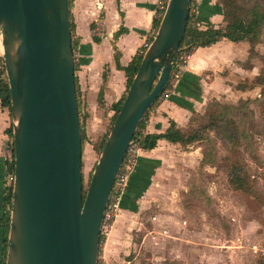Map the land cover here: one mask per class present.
Listing matches in <instances>:
<instances>
[{
    "label": "water",
    "instance_id": "obj_1",
    "mask_svg": "<svg viewBox=\"0 0 264 264\" xmlns=\"http://www.w3.org/2000/svg\"><path fill=\"white\" fill-rule=\"evenodd\" d=\"M190 0H167L86 194L70 0H0L11 93L13 197L6 264H98L104 211L140 122L164 92Z\"/></svg>",
    "mask_w": 264,
    "mask_h": 264
},
{
    "label": "crops",
    "instance_id": "obj_2",
    "mask_svg": "<svg viewBox=\"0 0 264 264\" xmlns=\"http://www.w3.org/2000/svg\"><path fill=\"white\" fill-rule=\"evenodd\" d=\"M197 1L201 28L205 29L208 23L225 26L219 0ZM159 16L158 0H71L73 37L80 53L75 70L76 87L80 97L85 96L83 102L88 114L85 131L91 140L107 132L116 113L115 105L127 92L128 78L123 67L150 45ZM263 71L264 29L261 40L254 46L247 40L222 38L212 45L198 47L189 57L174 92L161 96L152 105L144 130L151 134L164 133L171 121L181 130H187L193 115L214 98L228 103L256 100L263 87L257 78ZM11 124L10 111L0 100V220L7 209L4 200L7 187L13 180L8 170L14 151V139L7 133ZM177 147L183 148L181 143L160 138L154 148L141 151L136 171L123 193L120 213L102 248L108 264L133 263L130 257L134 251L130 248L134 243L133 232L142 230L140 204L148 197L163 161L169 160ZM184 153L188 157L191 152ZM194 153L198 154V150ZM177 154L182 156V151ZM148 227L145 231L150 232ZM6 254V232L0 224V264H6Z\"/></svg>",
    "mask_w": 264,
    "mask_h": 264
},
{
    "label": "rangeland",
    "instance_id": "obj_3",
    "mask_svg": "<svg viewBox=\"0 0 264 264\" xmlns=\"http://www.w3.org/2000/svg\"><path fill=\"white\" fill-rule=\"evenodd\" d=\"M232 1L248 7L253 0ZM80 100L84 119L85 96ZM187 132L200 140L177 147L163 161L140 204L142 230L133 232L132 264H264V93L248 102L210 100L193 115ZM103 139L91 140L85 131L84 195ZM183 151L191 153L186 157ZM233 165L239 167L234 178L246 177V190L233 188ZM112 227L101 235L98 264H108L102 248Z\"/></svg>",
    "mask_w": 264,
    "mask_h": 264
},
{
    "label": "trees",
    "instance_id": "obj_4",
    "mask_svg": "<svg viewBox=\"0 0 264 264\" xmlns=\"http://www.w3.org/2000/svg\"><path fill=\"white\" fill-rule=\"evenodd\" d=\"M219 1L223 5V14H224L225 22H226L225 26L215 27L211 23H208V26L204 29L200 27V22L197 17L189 15L184 37L180 45L181 49L185 47L186 49H189V50L190 49L195 50L196 48L201 47V46L204 47V46L212 45L213 43L217 42L218 40L222 38H227L232 41L247 40L251 43V46H254L257 42L261 40L262 31L264 29V6L261 0H253L252 4L248 7L236 5L234 4L232 0H219ZM160 20H161V16H159V18L155 21L156 28H158ZM71 30H72L73 49H76V41L73 37L74 25L72 21H71ZM144 52L145 50L137 53L133 57L132 61L127 66L123 67L126 72L127 78H128L127 92L131 85V82H132V79L135 73L140 67ZM76 64L77 63L75 62V70H76ZM257 81L258 83L263 85V88L261 90L262 91L261 93L263 94L264 93V71L258 76ZM75 84H76V77H75ZM76 92H77V98H78L79 116H80V123H81V129H82V144H83V140L85 138L84 122H85V119L88 117V114L86 113L85 118L83 119L82 114H81L80 93L77 87H76ZM127 92L121 98V100L115 105L116 113L112 119L111 124L114 123L116 116L125 100ZM102 93H103V90H101L99 94L100 102L102 99ZM0 100H1V105L3 107H6L10 111V115L12 116L11 114V111H12L11 93H10L9 81H8L5 70L0 71ZM246 101L248 102L250 101V99H246ZM150 109L148 110L145 117L140 122V125L138 126L136 133L134 134L132 138V140H138L141 147L144 150L154 148L157 145V142L160 138H165L172 142L181 143L182 146H188L192 142L196 140H200L198 134L187 132L188 129L184 131L181 130L179 127H177L174 121H171L169 128L164 133H160V134L147 133L144 130V126H145V121L150 112ZM7 133H9V135L14 139L12 124L8 128ZM107 135H108V131L106 132V134H104V139L102 143L100 144V151H102L104 147ZM13 147H14V141H13ZM238 168L239 167L237 165L232 166L231 172L229 174L230 182L233 188L239 189V190H246L247 189L245 188L247 186L246 177L242 176V178L238 180L237 178H234V174L238 172ZM8 170L12 175L14 174V151H13L12 159L8 163ZM12 197H13V180L8 185L7 191L4 197L5 204L7 205L6 213L4 217L2 218V220H0V224L4 227L5 232H6L7 246H8V233H9V226H10V213H11V207H12ZM101 240H102V236H101ZM99 251H100V248H99Z\"/></svg>",
    "mask_w": 264,
    "mask_h": 264
},
{
    "label": "built area",
    "instance_id": "obj_5",
    "mask_svg": "<svg viewBox=\"0 0 264 264\" xmlns=\"http://www.w3.org/2000/svg\"><path fill=\"white\" fill-rule=\"evenodd\" d=\"M167 5V0H158V7L160 16L162 17ZM198 10V1L190 0V12L189 15L197 17ZM3 38L0 30V71L5 70V63L3 57ZM193 49H186L183 47L178 51L177 55L173 61V69L169 79V82L162 93V96H168L172 94L181 78L182 73L184 72L185 66L188 62L189 57L191 56ZM80 58V53L77 49H74V59L77 62ZM6 72V71H5ZM144 150L138 140H132L127 149L126 155L123 159V162L118 171L117 177L115 179L114 185L112 187V191L110 193V198L106 209L104 211L102 226H101V235L108 231L120 210V202L123 196V193L126 189L128 179L130 176L136 171L139 156L141 151ZM14 176V174H13ZM13 179V177H12ZM102 241V240H101ZM100 241V242H101Z\"/></svg>",
    "mask_w": 264,
    "mask_h": 264
}]
</instances>
